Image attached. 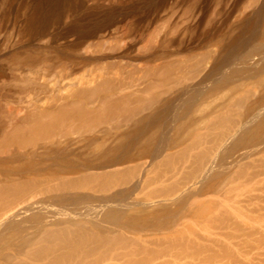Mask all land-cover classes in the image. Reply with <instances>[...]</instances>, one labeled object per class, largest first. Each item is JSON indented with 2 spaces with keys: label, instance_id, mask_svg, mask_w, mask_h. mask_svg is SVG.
Instances as JSON below:
<instances>
[{
  "label": "bare ground",
  "instance_id": "obj_1",
  "mask_svg": "<svg viewBox=\"0 0 264 264\" xmlns=\"http://www.w3.org/2000/svg\"><path fill=\"white\" fill-rule=\"evenodd\" d=\"M36 1L26 30L45 48L47 28L84 4ZM261 27L255 49L235 55L236 39L218 35L200 52H168L137 70L102 68L62 83L43 106L30 103L22 115L32 124L14 120L0 140V264H215L222 253L231 260L233 248L208 254L222 245L213 231H240L232 218L239 206L264 202V21ZM94 42L79 55L102 47ZM3 50L30 70L29 90L46 88L50 51ZM134 77L141 84L130 89ZM72 204L83 206L62 209Z\"/></svg>",
  "mask_w": 264,
  "mask_h": 264
},
{
  "label": "rangeland",
  "instance_id": "obj_2",
  "mask_svg": "<svg viewBox=\"0 0 264 264\" xmlns=\"http://www.w3.org/2000/svg\"><path fill=\"white\" fill-rule=\"evenodd\" d=\"M27 1V4L29 5L23 6L24 8L18 7V9L17 6L11 8L9 5V0H0V73L2 74H0V140L3 138L2 136H5L12 130L11 128L14 120L19 122L22 121V125L26 122L25 126L28 124H32L29 119L24 121L25 114H22L25 113L27 109L26 107H28V105L33 102L37 105L42 104L41 106H43V104L45 105L47 102H50L53 97H58L60 94L58 93V89L61 88L64 83L72 82V80L77 81L82 78L85 79L86 77H89L91 73H97L99 69L104 70L110 68L109 70H137L140 69L141 66H145L147 60H151L155 56H161V54L163 55L168 52L175 53L180 50L182 51L183 49L185 50L189 48H198V52H200L201 50L199 49L205 48V45L208 44V38L210 40L212 37H216L218 35L229 37V35L231 34V40L233 41L234 39H236L234 41L238 46L233 47V54L236 55L243 50H251V48L255 49L257 46H259V44L261 43V40L259 38H261L262 34H260V31L262 29L261 26L264 21L262 20L264 19V0H256L257 3H253L254 0H82V2L84 1L82 7L77 8V11H73V13H68V15L64 17L65 19H63V21L59 25L47 28L46 32L44 33L46 34V36H44V39H51L52 43H50V45L45 48L43 46H39L38 43L32 42L26 30L27 21L32 17L31 14L33 13L32 11L34 10V8L37 7L36 0ZM32 1H34L36 4ZM249 1L250 3H248ZM255 4H259L257 5L258 7L255 6ZM247 7L248 9H246ZM247 10L249 12H247ZM239 18H241V20ZM242 21H244L245 23ZM111 31L113 32L111 33ZM108 32L111 33L110 36L112 37H109L108 39H102L103 35ZM99 37L101 38L99 39ZM52 38L55 41L52 40ZM160 39L165 43L162 42V44H160ZM255 39L258 42L260 41V43H258ZM107 40L108 43H106ZM109 40L111 41V44ZM156 40L158 41V43ZM112 41L115 43H113ZM93 42L101 43L102 47L100 46L97 49L98 51L96 50L94 51V53L92 52L91 54L93 55L89 54L88 56L81 57L79 55L80 51L86 45ZM157 45L158 47H156ZM6 47H12V51L19 52L17 53V55H19L20 57L23 56L24 50L26 51V49L31 51V48L32 50L35 48L33 50L35 51L36 49L41 50L42 48L47 52L50 51L49 54L54 57V60L51 61L53 62L52 65L54 67H52V69L46 73L47 85L44 90H35L36 92L34 90H29L31 88L27 85L25 80L27 79V76L31 74L30 70H27V67L25 69V66H23V64H20L23 67L20 65H16L17 62L11 59V57H9L10 55H4L3 57V49H5ZM20 49L22 51H18ZM20 52H22V54ZM59 57L63 59V61L65 62L63 64L65 65L59 64V61L61 59ZM194 57H196V55L192 58ZM11 60H13V62L15 63H13ZM13 65L14 67H12ZM18 71L20 72V74ZM121 78L122 77L120 76L112 77V79H114L113 81H120ZM139 80L140 79L138 77H134L128 81L133 82V85H130L131 82L128 83L130 87L127 84L126 85L130 89H135L141 84V81ZM56 82H58L59 84ZM135 82L136 84H134ZM209 86V88L212 87L211 84ZM28 91L31 93H29ZM9 108L10 110L8 111ZM17 110L21 111V113ZM1 113L4 114L2 115L3 118L1 116ZM3 128H5L4 131ZM7 129L8 131L6 132ZM243 199L244 196L242 200ZM259 200H255V202L248 205L246 204L247 202H245L242 203V206H239V209L242 210V213L237 214L244 217L251 226L244 224L240 218L237 220L239 216H236L235 214L234 217H232L234 221H240V223H242H239L241 226L240 231L235 229H233L235 230L233 231L230 230L232 228H229L223 231L225 232V236L222 235V237L219 234L223 233L219 231H213V234L218 235L216 239H218L220 244L222 243V245H220L221 248L214 247L217 250L212 248V252L215 251L218 254H215V252H209V255L215 254L216 256H218L219 253H222L221 249L230 250V248H233L231 249L230 253L233 252L232 254H237L236 259H232V256H236V254H234L231 256V260H227L226 258V260H224V256L222 257V253V255L220 254V256H218V258L216 259L217 262L215 261L217 264H226L230 263V261L233 263L234 260L236 262H234L235 264H247V260L248 264H264V202H261ZM87 204L93 205L95 204V202L89 201L85 205ZM23 205L24 202L20 201L19 203H17L16 208L23 207ZM78 206H83V204ZM78 206L72 204L66 206L65 208L62 207V209L70 211L71 209H76V207ZM235 211L238 212V210ZM253 211L262 212L260 214H257L256 212L253 213ZM228 233H233V235L236 234L235 236H233L232 240L230 239L231 241L227 240ZM234 238H236V240ZM244 240H246V242H244ZM243 244L247 246H244ZM241 245L244 247H242ZM222 246L224 248H222ZM242 251L244 252L243 255L241 254ZM245 252L248 253L249 257ZM245 254L247 257H245ZM243 259L246 262L243 263Z\"/></svg>",
  "mask_w": 264,
  "mask_h": 264
}]
</instances>
